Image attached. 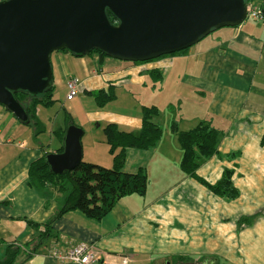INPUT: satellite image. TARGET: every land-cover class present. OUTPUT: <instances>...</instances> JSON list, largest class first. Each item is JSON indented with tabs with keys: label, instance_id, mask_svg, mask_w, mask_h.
I'll return each mask as SVG.
<instances>
[{
	"label": "crops",
	"instance_id": "1",
	"mask_svg": "<svg viewBox=\"0 0 264 264\" xmlns=\"http://www.w3.org/2000/svg\"><path fill=\"white\" fill-rule=\"evenodd\" d=\"M216 31L218 32H213L184 53L140 64L120 63L119 60L102 59L97 55L75 57L63 51L54 53L52 64L55 100L68 96L67 82L72 77L78 78L81 83L80 99L76 105H72L78 111L84 108L82 91L93 98L90 91L114 85L117 99L113 103L122 100L125 94L127 100L139 101L135 92L138 88H142L145 94L148 92V102L135 106L134 109L121 104L111 105L113 103L105 108H98L96 104L88 103V111H92L93 117L84 126H79L85 131L82 138V161L106 168L113 166V159L106 141L105 127L116 123L123 131H139L142 126L141 110L145 106H157L160 109V114L153 118L157 124L162 112L168 111L170 107L175 112L174 116L182 119L181 123L187 122L184 123L187 128L183 131L195 128L199 121L211 122L223 133L216 157L221 160L231 158L230 163L220 166L218 172L222 173L224 168L233 169L234 182L240 190V198L230 203L237 207L236 214L224 217V221L234 222L238 235L253 226L264 232V225H256L260 220L264 222V208L259 205L260 201H264V144L261 142L264 136V21L248 18L239 27ZM153 69H158L163 77L154 80L148 72ZM95 71H98L97 75ZM63 89L66 90L64 94L61 93ZM64 106L62 103L63 108ZM41 108L38 109L37 117L46 131L47 125L41 118ZM183 111L190 120L183 117ZM174 116L168 118L169 129L172 122L177 120ZM57 117L58 115L51 120L53 125L57 124ZM163 118L166 119V115ZM74 125L77 126L76 123ZM65 128L59 126L57 130H53L58 144L49 142L42 135L36 138L33 128L23 125L12 113L0 106V256L6 245L27 247L35 234L28 221L44 224L55 212L56 200L42 197L29 186V168L43 156L44 147L49 150L48 153H55L63 146L56 131L60 132ZM51 145L56 146L54 148ZM175 151L182 157L177 137L171 131L168 135L164 134L161 141L150 150L129 149L123 171L134 173L143 169L140 158L146 156L144 154H159L166 159L165 162H170L171 158H175ZM179 164L180 161L177 164L180 172ZM153 167L151 171L159 168V164L155 162ZM156 171L164 178L169 176V171L165 174L164 169ZM145 172L148 173L147 169ZM189 180L192 182V179L182 176L175 184ZM147 194L145 197H138L145 200ZM136 196L120 200L100 222L88 219L79 211L64 215L53 227L59 241H51L47 248L37 254L29 255V252H25L18 264H62L58 257L52 256V252H66L71 244L80 241L93 245L107 264L142 263L133 258L135 250L118 246L128 244L125 239H132L139 232L141 224H144L143 217L149 211L148 208L145 210L143 207L132 206L130 200H134ZM145 224L147 227L153 224L150 217ZM177 255L194 257L193 252H165L149 262L156 263ZM207 259H213L215 264L231 263H226L222 256L215 260ZM232 260L234 264H239V253Z\"/></svg>",
	"mask_w": 264,
	"mask_h": 264
},
{
	"label": "water",
	"instance_id": "2",
	"mask_svg": "<svg viewBox=\"0 0 264 264\" xmlns=\"http://www.w3.org/2000/svg\"><path fill=\"white\" fill-rule=\"evenodd\" d=\"M261 13L264 17V0ZM248 0H3L0 2V106L31 121L16 94L41 96L54 86L52 55L65 51L145 63L197 45L216 30L243 25ZM109 12L118 19L111 22ZM85 131L67 127L63 152L49 153L52 173L82 162Z\"/></svg>",
	"mask_w": 264,
	"mask_h": 264
},
{
	"label": "trees",
	"instance_id": "3",
	"mask_svg": "<svg viewBox=\"0 0 264 264\" xmlns=\"http://www.w3.org/2000/svg\"><path fill=\"white\" fill-rule=\"evenodd\" d=\"M250 1L254 0H248V2ZM109 17L112 23L118 24V19L110 12ZM93 55L102 59L109 58L99 51H94L87 56ZM133 64H140V62ZM148 72L154 80L163 77L158 69ZM54 92L55 85L47 89L41 96H33L27 92L16 94L17 100L28 112L31 121L29 126L34 129L36 138L44 132L37 117L38 109L41 106L51 107L56 103ZM89 93L98 108H105L117 99L114 85ZM159 114L160 109L157 106L143 107L141 110L142 126L136 132L123 131L116 123H110L105 127L104 133L113 159L111 168L82 161L75 170L56 175L51 172L46 161L49 150L44 147L43 156L30 165L29 186L42 197L56 200V210L44 224L28 221L35 231L32 242L27 247H19L15 244L6 245L3 255L0 256V264H18L20 257L25 252H29V255L37 254L47 248L51 241H59L53 228L54 224L70 212L79 211L88 219L100 222L112 212L123 198L133 195L145 197L149 184L145 170L139 169V172L130 174L125 173L123 168L129 149L150 150L161 141L164 131L159 124L153 121V118ZM66 121V128L60 132L56 131L62 143L67 127L75 124L70 113L67 114ZM171 131L177 137L182 154L179 164L180 172L205 187L215 197L228 201L238 200L240 190L234 182L235 171L233 169L224 168L221 178L214 182L199 173L206 162L219 154V146L223 138L222 131L208 121H201L195 128L188 131L180 130L177 121H173ZM261 142L264 144V136ZM63 150L62 146L54 152L61 153ZM198 244L200 243L198 242ZM212 260L207 258L197 260L191 255H177L166 258L164 264H215Z\"/></svg>",
	"mask_w": 264,
	"mask_h": 264
},
{
	"label": "rangeland",
	"instance_id": "4",
	"mask_svg": "<svg viewBox=\"0 0 264 264\" xmlns=\"http://www.w3.org/2000/svg\"><path fill=\"white\" fill-rule=\"evenodd\" d=\"M254 1L257 5L262 4L258 0ZM216 32L218 31H215V33ZM120 63L124 62L120 61ZM65 91L66 90L63 89L61 93L64 94ZM119 91H121V89H119ZM135 92L137 94L136 98H138L139 101L136 99L127 100L125 96L127 94H125L122 100L111 105L121 104L123 106L126 105L129 109H134L135 106H140L148 102L146 97L148 92L145 94L142 88L136 89ZM81 94L84 101V108L79 111L67 102L66 96L56 101L51 107L41 106V111L43 110L41 118L45 121V125H47L46 131L41 135L49 139V142L53 141L55 142L54 144L59 143L58 139L53 134V130H57L59 126L63 128L67 126L65 119L67 114H71L77 126H84L90 117H93V114H91L92 111H88L90 110L88 103L95 105L93 98L83 91ZM54 97L56 99L55 95ZM62 103L65 104L64 108L62 107ZM161 106L164 108L163 104ZM174 113L175 112L170 107L168 111L162 112L159 124L164 134L168 135L171 133V129H169L168 125V118L172 115L174 116ZM181 114L186 120H190L189 117L187 118V114L184 111ZM56 115H58L57 124H59V126L57 124L53 125L51 121ZM163 115H166V119L163 118ZM175 118L178 120L176 121L180 130L187 128L184 125V123L187 122L183 121V123H181L182 119L180 117L174 116V119ZM200 122L201 121H199V123ZM52 125L54 128H52ZM55 146L56 145H51V147L54 148ZM144 155L146 156L142 158L136 157V159L140 158L142 162L140 166H142L144 170L147 169L149 178L148 194L145 200L136 196L134 200L130 201H132L131 204L133 207L148 208L149 211H147L143 217L144 224H141L139 232H136L132 239L130 237L125 239L128 240V244L118 245L119 247H125L124 249L126 250L127 248L135 250L132 256L136 261H142L140 264H164V259L161 261L157 260L158 262L156 263L150 262L153 258H157L161 256V253L165 252L175 254L193 252V258H200L203 256L206 258H214V260L222 256L226 259V263L231 262L230 264H234L232 259L235 258V254L239 253L241 256L239 264H264V232L253 226L243 231L241 235H238L234 228V222L229 223L224 221V217H233L236 214L237 207L230 204L232 201L215 197L205 187H202L194 180H192V182L189 180V183L184 182L176 185L175 182H179L178 179L184 176L177 169V164L180 161L181 155L176 151L174 152L175 158H171L170 162H165L166 159L162 158L159 154L151 153L149 155ZM136 159L134 158V160ZM155 162L159 164V168L157 169H159L160 172L162 169L165 170V174L169 171L168 177L164 178L162 174L159 172L157 173V169L151 171L154 168L153 163ZM229 163L230 159L224 158L221 160L219 157H214L213 160H209L201 167L199 173L213 182L221 178L222 173L218 172L219 167ZM137 172H139V170L133 174ZM162 180H164V182H162ZM163 194H165L163 197H159ZM129 198L130 197L126 199ZM259 203L260 207L264 208V201H260ZM149 217L153 224L147 227L145 223ZM256 225H264L263 220H260ZM198 242L200 244H198ZM124 249L119 248V250ZM227 260H229V262Z\"/></svg>",
	"mask_w": 264,
	"mask_h": 264
},
{
	"label": "built area",
	"instance_id": "5",
	"mask_svg": "<svg viewBox=\"0 0 264 264\" xmlns=\"http://www.w3.org/2000/svg\"><path fill=\"white\" fill-rule=\"evenodd\" d=\"M3 0H0V2ZM260 5V4H259ZM255 1H250L248 6V18L264 21L261 13V5ZM98 74V71H95ZM68 96L67 102L72 106L76 105L80 96L81 83L78 78L72 77L67 82ZM22 146V145H21ZM52 256L58 257L62 264H107L103 260L93 245L86 241L74 242L66 252L54 250Z\"/></svg>",
	"mask_w": 264,
	"mask_h": 264
}]
</instances>
